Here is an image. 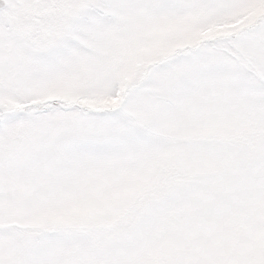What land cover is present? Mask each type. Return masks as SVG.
<instances>
[{
  "label": "snow or ice",
  "instance_id": "6c2138e0",
  "mask_svg": "<svg viewBox=\"0 0 264 264\" xmlns=\"http://www.w3.org/2000/svg\"><path fill=\"white\" fill-rule=\"evenodd\" d=\"M0 264H264V0H0Z\"/></svg>",
  "mask_w": 264,
  "mask_h": 264
}]
</instances>
